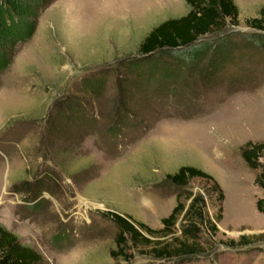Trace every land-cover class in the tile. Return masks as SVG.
Segmentation results:
<instances>
[{"label": "rangeland", "instance_id": "1", "mask_svg": "<svg viewBox=\"0 0 264 264\" xmlns=\"http://www.w3.org/2000/svg\"><path fill=\"white\" fill-rule=\"evenodd\" d=\"M234 3L238 25L201 38L207 49L188 63L139 53L185 0H50L38 12L0 71V225L41 264H264L260 169L239 151L264 142V45L246 38L264 0ZM183 165L211 175L223 200L199 178L171 184ZM190 192L206 203L201 254L156 261L129 245V260L111 258L110 214L159 229ZM241 236L249 245L232 247Z\"/></svg>", "mask_w": 264, "mask_h": 264}, {"label": "trees", "instance_id": "2", "mask_svg": "<svg viewBox=\"0 0 264 264\" xmlns=\"http://www.w3.org/2000/svg\"><path fill=\"white\" fill-rule=\"evenodd\" d=\"M4 0H0V71L12 60L14 47L32 35L38 12L45 8L50 0H28L19 2L17 9L9 8ZM188 11L185 15L167 19L154 26L142 39L139 45L141 55L159 54L169 51L171 57L188 63L200 52L205 51L208 43H197L201 38L222 31L226 21L238 25L239 11L234 0H185ZM32 18V19H31ZM255 31L246 35L254 44L264 45V7L258 15L246 22ZM220 40H223L222 38ZM240 156L252 170L260 172L255 177V184L264 192V142H246L240 147ZM167 180L177 186L186 187L192 179H202L209 185V191L217 193L219 201L223 193L219 184L211 175L192 167L182 166L175 173L167 175ZM186 205L176 197V204L170 214L161 219V228L152 229L139 222L117 214H110L111 221L118 231L115 236V249L111 250L113 260H129L131 256L126 249L130 245H140L144 255L156 261L178 259L185 261L203 252L198 245L201 226L208 223L205 215V199L201 194L188 193ZM259 213L264 214V197L255 203ZM218 220L221 219V208ZM181 217V220H180ZM182 223L180 236H175V226ZM216 232V226L211 225ZM264 237V235L262 236ZM245 236L239 241L231 242L232 247L249 245ZM42 256L28 246L22 245L17 237L0 225V264H41Z\"/></svg>", "mask_w": 264, "mask_h": 264}, {"label": "crops", "instance_id": "3", "mask_svg": "<svg viewBox=\"0 0 264 264\" xmlns=\"http://www.w3.org/2000/svg\"><path fill=\"white\" fill-rule=\"evenodd\" d=\"M167 20V19H166ZM165 21V20H164ZM163 22V21H162ZM161 23V22H160ZM14 58V57H13ZM13 61V60H12ZM12 63V62H11ZM10 65V64H9ZM8 65V66H9ZM183 166H190V165H183ZM180 167H182V166H180ZM192 167H194V166H192Z\"/></svg>", "mask_w": 264, "mask_h": 264}]
</instances>
